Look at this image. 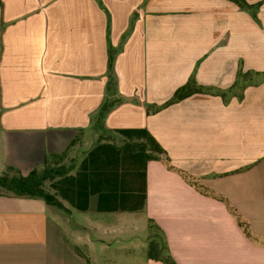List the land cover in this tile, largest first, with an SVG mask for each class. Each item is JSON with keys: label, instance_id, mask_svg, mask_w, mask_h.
<instances>
[{"label": "crops", "instance_id": "crops-1", "mask_svg": "<svg viewBox=\"0 0 264 264\" xmlns=\"http://www.w3.org/2000/svg\"><path fill=\"white\" fill-rule=\"evenodd\" d=\"M246 1L0 0V176L123 129L165 151L139 211L50 214L2 191L0 264H90L140 214L176 264H264V0Z\"/></svg>", "mask_w": 264, "mask_h": 264}, {"label": "trees", "instance_id": "trees-1", "mask_svg": "<svg viewBox=\"0 0 264 264\" xmlns=\"http://www.w3.org/2000/svg\"><path fill=\"white\" fill-rule=\"evenodd\" d=\"M230 1L245 9L253 8L246 0ZM196 90L195 86L186 85L176 91L173 101L191 96ZM106 110L108 107L104 106L101 116ZM119 133L126 139L122 147L109 143L98 145L75 174L60 165L62 155H51L46 157L43 168L34 169L26 176L9 168V172L0 176V189L16 197L40 198L64 211L68 210L67 205L79 211H139L146 202L148 163L165 151L146 129H123ZM47 183L51 190L45 187ZM232 213L244 234L251 238L249 224L233 210ZM155 251H150V258L176 264L170 256H164L162 249L159 253Z\"/></svg>", "mask_w": 264, "mask_h": 264}, {"label": "rangeland", "instance_id": "rangeland-1", "mask_svg": "<svg viewBox=\"0 0 264 264\" xmlns=\"http://www.w3.org/2000/svg\"><path fill=\"white\" fill-rule=\"evenodd\" d=\"M122 139L123 140H121V142L119 141V143H113L112 145H115L117 147H122L126 142V139L124 137H122ZM61 155L62 156L59 159L60 165L63 166L65 169H72L70 172L71 174H75L78 171L81 162L88 156V154L87 156L85 155V152L83 154H78L73 152L70 153L69 151ZM53 160L54 158H51V161ZM10 174L13 175L15 173L10 172ZM45 187L51 190L49 183H47ZM2 191L3 190H0V193H3ZM22 199H37L38 201H40V203H42L45 207H47V211L50 214H53L56 211L54 207L48 206L44 202V200L40 198L23 197ZM80 215H82V213ZM129 218L131 219L128 220L122 219V221H124V226L132 225L131 221L134 220L135 227L136 226L139 227L138 233L137 232H134V234L129 233V235H124V239L121 238L118 239L117 241L110 240L109 241L110 250L107 252H103L98 249L95 250L94 252H90L89 255L86 252L90 264H146L150 251L152 250L155 251L156 249L155 252L159 253V251H161V249L165 247L164 236L162 234H159L152 226H150V228H146L147 220L145 218V215L143 214H140V216L129 215ZM135 221L137 223H135ZM149 239L152 240L151 243H148ZM120 245H122L121 248ZM81 250L85 253L83 248H81ZM163 254L164 256H168L166 255L167 251L166 252L164 251Z\"/></svg>", "mask_w": 264, "mask_h": 264}]
</instances>
